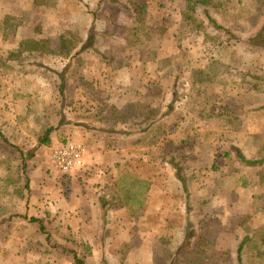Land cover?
Wrapping results in <instances>:
<instances>
[{"label": "rangeland", "instance_id": "374dc122", "mask_svg": "<svg viewBox=\"0 0 264 264\" xmlns=\"http://www.w3.org/2000/svg\"><path fill=\"white\" fill-rule=\"evenodd\" d=\"M216 3L232 35L187 0H0V264L260 263L264 0ZM64 141L91 172L56 167Z\"/></svg>", "mask_w": 264, "mask_h": 264}, {"label": "trees", "instance_id": "16d2710c", "mask_svg": "<svg viewBox=\"0 0 264 264\" xmlns=\"http://www.w3.org/2000/svg\"><path fill=\"white\" fill-rule=\"evenodd\" d=\"M199 7L205 8V16L207 17L208 21L218 30H224L226 31L228 34H231V31L228 29H225L222 26H219L216 22V20H214V18H212V16L210 15V8H216L217 7V3L216 0H187V10L189 13V18H191V20L195 19V15L197 13V9ZM258 37L264 38V26L261 28L260 33L258 35ZM79 45V42L75 39L69 40L68 38H66L65 36H62L60 38V44L59 47L56 49V53L59 56H63L65 58L71 56L74 51L77 49ZM25 48L27 52H46L48 51L47 49H45L44 47V41H37V40H27L25 42ZM53 132V128H48L46 129L44 135L42 137H40V143L41 145H46L48 146L50 144V137L52 135ZM69 143L68 141H64L63 144H67ZM238 157L245 163H247V165H256L258 163H261L260 161H251V160H247L245 159L241 153L238 154ZM23 172L26 174L27 172V167L26 165L23 163ZM184 187L186 188V182L185 179L181 178L180 180ZM135 198V195H134ZM105 201H103L104 203ZM135 202H137V199L135 198ZM108 207V204H103V210L105 211L106 208ZM30 222L35 223L38 225L39 230L41 232V234L46 237V241L51 243V236L47 231V228L45 227V225L43 224L42 221L36 219V218H30ZM264 231L263 229L258 230L257 232H262ZM264 235V234H263ZM254 245H252L251 247V252L253 253V257L257 258L260 260L259 264H264V249H262L264 247V237L262 239H258V240H254L252 242ZM263 246V247H262ZM244 251V247L241 246L239 248V263L242 264L241 261V255ZM70 253L73 256V264H86L85 260L83 258L80 257V255L76 252V251H70Z\"/></svg>", "mask_w": 264, "mask_h": 264}, {"label": "built area", "instance_id": "2783aa9c", "mask_svg": "<svg viewBox=\"0 0 264 264\" xmlns=\"http://www.w3.org/2000/svg\"><path fill=\"white\" fill-rule=\"evenodd\" d=\"M51 157L56 167L65 174L88 171L93 161L87 149L77 143L60 144L51 149Z\"/></svg>", "mask_w": 264, "mask_h": 264}, {"label": "crops", "instance_id": "0c3cea01", "mask_svg": "<svg viewBox=\"0 0 264 264\" xmlns=\"http://www.w3.org/2000/svg\"><path fill=\"white\" fill-rule=\"evenodd\" d=\"M129 103H131V102H129ZM138 103H140V102H134L133 105L137 108V106H138L137 104H138ZM143 103H144V102H142V104H143ZM109 151H110V150H109ZM112 152H114V151H112ZM114 154H116V153L114 152ZM105 166L108 167L107 164H105ZM92 169H93V167H91L90 169H88V171H79V172H74V173H72V174H74V175L86 174V173H88V172H91Z\"/></svg>", "mask_w": 264, "mask_h": 264}]
</instances>
